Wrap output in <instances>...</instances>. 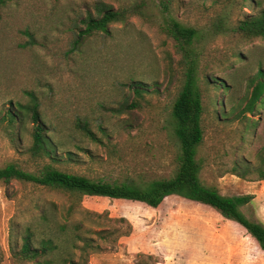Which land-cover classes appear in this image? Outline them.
<instances>
[{
	"label": "rangeland",
	"instance_id": "rangeland-1",
	"mask_svg": "<svg viewBox=\"0 0 264 264\" xmlns=\"http://www.w3.org/2000/svg\"><path fill=\"white\" fill-rule=\"evenodd\" d=\"M99 2L142 9L111 25L109 34L97 33L73 50L82 20L90 12L95 15ZM262 11L264 0H0V120L9 104H27L26 92H33L61 159L53 163L33 153L30 118L14 130L0 121V168L16 164L39 172L50 164L109 182L171 177L178 154L171 112L183 82L181 56L163 29L164 20L172 17L202 35L201 179L225 196L254 195L243 212L264 225V181L226 173L238 155L257 164L255 155L264 145V108L253 116L256 129L244 136L245 123L219 121L215 111L218 100L225 101L226 113L243 102L247 79L264 68V39L246 40L231 31L239 20ZM218 22L229 30L218 33ZM209 76L230 91L207 85ZM133 80L147 84L149 93L136 96L128 88ZM126 104L137 107L122 114L111 111ZM79 120L88 122L102 141L93 142L77 130ZM72 202L60 191L16 180L1 183L0 264H15L11 242L21 244L23 225L38 213L36 204H56V216L65 222ZM79 206L75 222L109 232L106 240L91 235L102 249L86 254L88 264H264V252L244 228L196 202L174 196L152 209L83 198Z\"/></svg>",
	"mask_w": 264,
	"mask_h": 264
},
{
	"label": "trees",
	"instance_id": "trees-1",
	"mask_svg": "<svg viewBox=\"0 0 264 264\" xmlns=\"http://www.w3.org/2000/svg\"><path fill=\"white\" fill-rule=\"evenodd\" d=\"M141 9L140 5L115 9L104 2L95 4V15L90 12L82 20L84 28L79 29L73 50L97 33L109 34L111 25L125 22L128 14H139ZM163 9L169 10L166 4H163ZM163 25L167 35L175 42L183 68L182 86L171 112L173 137L178 145L175 173L171 177L154 180L131 178L122 182H109L61 170L50 164L45 165L39 172L25 171L16 164H8L0 168V184L8 185L16 180L60 191L73 199L67 210L65 222L58 220L56 204L51 203L44 207L35 205L34 210L38 213L23 225L22 233H20L21 244L11 242L10 252L15 264L27 262L88 264L86 254L90 250L101 251L102 249L100 245H95L91 235H97L101 240H106L109 232L95 231L86 227L82 221L73 220V215L79 211L83 198H106L141 203L152 209H159L167 198L180 197L208 206L224 219L236 222L256 240L264 252V225L250 220L243 212V208L254 201V195L225 196L216 187L206 185L201 179L203 162L199 158V151L205 141L203 128L205 104L204 93L199 83L201 51L198 44L202 40V35L196 28L186 26L172 17L165 19ZM224 25L223 22L215 25L218 33L229 30ZM231 31L246 40L264 39V11L257 16L247 15L243 20H239ZM237 57L244 59L241 54ZM247 81V93L243 102L234 104L226 113L225 101L218 100V108L215 110L219 121L245 123L243 136L256 129L257 122H254L256 120L253 116L258 114L260 107L264 108V68L260 67L256 74L249 76ZM206 84L219 87L225 92L231 89L224 82L219 83V79L214 76L207 77ZM146 87H148L147 84L134 80L128 84V88L138 97L149 93ZM26 94L29 102L9 104L0 121L6 122L8 127L14 130L30 118L34 124L33 153L58 163L61 159L57 156L52 139L46 133L47 128L40 113L38 97L33 92H26ZM135 107H137L136 104H126L118 110L111 111L122 114ZM76 129L93 142L102 141L86 121L79 120ZM255 159L257 164H252L238 155L232 168L226 173L243 180L251 179L255 175L257 181H264V145L257 151Z\"/></svg>",
	"mask_w": 264,
	"mask_h": 264
}]
</instances>
